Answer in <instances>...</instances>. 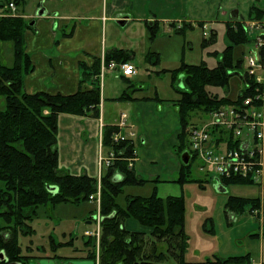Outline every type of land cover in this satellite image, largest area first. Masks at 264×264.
Segmentation results:
<instances>
[{
  "label": "trees",
  "instance_id": "16d2710c",
  "mask_svg": "<svg viewBox=\"0 0 264 264\" xmlns=\"http://www.w3.org/2000/svg\"><path fill=\"white\" fill-rule=\"evenodd\" d=\"M21 1L3 0L0 6L5 2H14L19 7ZM263 17L264 10L260 8L254 9L249 15V19L255 20ZM31 22L24 17L0 18V97L5 101V109L0 110V253H5L9 262L30 264L37 258L33 256V247L28 246L24 252L19 241L21 236L36 234L32 224L41 217V209L61 204L79 206L91 202V196L100 191V213L103 219L99 253L97 238L87 237L84 243L86 260L97 261L99 255V264H171L172 259L184 264L189 238L185 232L187 209L182 197L163 199L156 193L149 197L126 195L125 205L118 203V198L127 187L160 182L138 174L134 168L135 144L128 139L115 140V135L120 131L118 126L106 125L103 128V154L106 158L113 157V160L109 166L103 167L100 178L90 177L87 173L75 176L60 168L59 117L65 114L100 119L102 64L110 68L112 64L120 66L130 63L134 59L133 52L114 49L104 55V62L101 58L96 59L91 68L81 64L82 80L76 94H28L24 88L25 79L35 69L27 53L26 33L35 30ZM158 29L156 23H151V39L156 38ZM176 32L179 33V29ZM226 34L229 45L221 54L214 53V57L218 58L214 68L182 62L175 70L159 72L173 75V89L179 96L171 101L177 108L181 125L176 152L190 155L189 164L182 163L175 180L181 185L188 183L193 163L197 161L190 150L188 138L194 114L208 115L222 106L240 104L245 98L254 95L257 85L253 77L243 78L248 87L241 89L236 99L211 92L214 88L228 91L231 80L240 77V71L244 69L245 52L236 53V48L245 47L250 42L248 33L240 23L235 28L228 22ZM3 43L13 45L14 61L10 67L2 62ZM148 59L152 61L151 54L147 56ZM158 63L159 60L154 65ZM181 76H184V82L177 84ZM88 82L92 83V88L86 86ZM138 91L141 89H134L130 84L113 101H163L159 97H136ZM224 184L251 183L246 180H224ZM226 208L235 214L243 215L248 210L252 214L261 208V200L232 196ZM88 220L92 221L91 218ZM128 220L137 221L150 232L129 230L126 227ZM73 245V241L57 243L51 236L50 250L53 256L45 258L62 259L57 251ZM37 250L47 251V248Z\"/></svg>",
  "mask_w": 264,
  "mask_h": 264
},
{
  "label": "rangeland",
  "instance_id": "374dc122",
  "mask_svg": "<svg viewBox=\"0 0 264 264\" xmlns=\"http://www.w3.org/2000/svg\"><path fill=\"white\" fill-rule=\"evenodd\" d=\"M2 1L0 0V4ZM258 7L264 10V0H87L84 3L83 0H23L17 7L18 16L9 17H24L33 21L34 18H40L39 12L42 10L45 14L43 17L50 14L57 18L100 16L108 10L109 15L114 14L121 18L108 23L107 20H103V44L106 52L114 48L133 52V63L137 67V75L133 77L132 83L136 85V89L142 88L135 93L137 96L163 99L157 104L159 107L162 106L164 111L161 112L158 108L156 113H149L143 120L144 129L150 135L148 140L154 144V150L149 153V158L157 162L153 166L162 169L160 176L163 182L127 187L125 193L118 198V203L124 206L126 195L149 197L156 193L163 199L182 197L186 203L185 232L189 238L184 264H264V177L261 180L262 185H225L223 180L222 186L226 191L221 193L217 189L218 184L212 174L202 172L199 169V161H195L188 183L184 185L175 183L179 172L173 175L171 170L175 165L181 167L183 154L175 152L172 146L171 139L178 129V117L176 107L169 105L171 104L169 100L178 99L179 96L173 89V75L170 73L158 75L155 71L159 73L163 70H175L182 62L189 65L205 64L214 68L218 60L214 57V53L221 54L229 45L226 34L227 22L230 21L235 28L240 23L245 31L244 27L247 23L249 33L247 31L246 33L249 35L250 42L245 47L236 48V53L245 52L244 69L240 71L241 79L233 78L228 91L218 88L210 90L213 94L236 99L241 89L248 87L246 79L243 78L252 77V73L249 74L252 68L255 72L253 81H258L260 88L264 91V38L259 41V33L262 29L257 30V25L248 24V22L259 23L260 21L264 23V17L261 20L249 19L250 13ZM234 11H239L243 20L238 22L232 20L231 15ZM163 18L169 22L163 21ZM120 20H124L125 23L120 24ZM170 21L175 22L176 27ZM151 23H156L159 27L154 40L150 39ZM205 25L207 27H204ZM176 29H179V33ZM57 33L62 35L60 30H57ZM1 51L3 64L12 66L14 61L12 43L1 44ZM154 51L157 54H154ZM150 53L153 64L147 61ZM251 58L259 59L263 65L253 68ZM158 60L160 64L154 65ZM157 66H159L158 69L153 68ZM104 73L103 83L105 82L107 89L110 88L107 96L111 94L119 96L121 88L126 87L128 82L121 78L118 69H105ZM180 82H184V76L178 79L177 84ZM257 88L263 94L259 86L255 85V89ZM223 107L227 105L221 108ZM4 109L5 101L0 97V110ZM210 117L211 113L204 115L196 112L192 126L205 125ZM246 134L248 135L249 132L246 131ZM135 139L136 137L133 141ZM102 156L105 157L104 154ZM165 169L168 171L165 172ZM144 176L148 179L146 175ZM232 196L260 199L262 217L253 216L249 210L243 215L229 211L226 204ZM92 202L79 206L61 204L42 208L41 217L32 224L36 234L21 236L19 241L24 252L28 246L33 247V256L37 258L30 264H42L46 256H53L50 250L51 236L57 243L72 241L74 243V247L59 249L57 255L67 253L68 256H74L68 260L92 264V260L85 258L87 250L84 243L88 239L86 233L97 238L99 253L103 219L98 203ZM98 214L101 218L100 223L96 217ZM90 218L92 223H89ZM42 247L47 248V251L37 250ZM94 262L99 264V255ZM170 263L179 264V261L172 259Z\"/></svg>",
  "mask_w": 264,
  "mask_h": 264
},
{
  "label": "crops",
  "instance_id": "0c3cea01",
  "mask_svg": "<svg viewBox=\"0 0 264 264\" xmlns=\"http://www.w3.org/2000/svg\"><path fill=\"white\" fill-rule=\"evenodd\" d=\"M86 1L87 0H83V3ZM235 12L238 13V17L233 18L231 15V19L236 22L243 20L240 17L239 11H234L233 13ZM108 13V10H106V13L100 16H67V18H57L47 14L46 17L34 18V20H36L34 26L35 30L26 33V41L27 53L30 54L35 69L34 72L25 79L26 92L28 94L44 92L52 95L62 94L66 96L76 94L80 89L82 80L80 65L84 64L88 68H91L94 66L96 59L101 58L104 62V55L108 53L103 44V20H107L106 22L108 23L110 21L113 22L114 19H121L114 16V14L109 15ZM25 17L27 16L25 15ZM163 21L169 22V20L165 18H163ZM170 22L176 27L175 22ZM204 27L207 26L205 25ZM57 30L62 32L61 36L57 33ZM153 53L157 54L156 51ZM147 61L149 64H152V61L149 59ZM130 63L134 65L133 60ZM159 64L160 62L158 65ZM153 68L158 69L159 66ZM105 69L109 68H105L103 63V77H101V118L93 119L65 114L59 117L60 168L75 176L87 173L90 177L100 178L104 166L100 161V157L103 155V128L106 125L119 126L122 114H126L127 127L122 130V133L124 135L134 133L136 135V139L133 141L136 149V158L134 161L135 170L142 177L146 175L148 180L158 179L161 181L160 171L162 169L158 166H153L157 164V162L149 158V153L154 150V144L152 141L148 140L150 135H148V131L144 129L143 120L149 113H156L158 108H160L162 112L164 108L162 106L159 107L157 101H113V99L121 96L130 84L134 86V89L137 87L131 83L133 78L127 79L120 74L121 78L124 79L125 82H128V85L121 88V94L119 96L118 94L107 96V91L110 88L107 89L105 82L103 83L102 80L105 76ZM155 73L159 75L158 71H155ZM86 86L92 88V83L88 82ZM140 89L142 90V88ZM136 97L139 96L136 95ZM169 101L171 103L169 105L176 107L174 103L171 102L172 100ZM165 102L167 103V101ZM170 111L174 113L173 110ZM177 117L178 129H176L177 132L171 139L175 152L176 147L179 145L177 137L181 132L178 111ZM180 170L181 167L175 165L171 173H173V175L174 173L178 174ZM164 171L167 172L168 170L165 169ZM92 219H94V217H92ZM89 223H92V221ZM126 227L131 231L150 232L135 220H128ZM59 256L63 258H49L43 261L42 264H87V262L81 263L79 261L78 263L74 262V260H68L74 256H68L67 253ZM92 264L97 263L93 261Z\"/></svg>",
  "mask_w": 264,
  "mask_h": 264
},
{
  "label": "built area",
  "instance_id": "2783aa9c",
  "mask_svg": "<svg viewBox=\"0 0 264 264\" xmlns=\"http://www.w3.org/2000/svg\"><path fill=\"white\" fill-rule=\"evenodd\" d=\"M17 13L18 9L14 2L0 7V18L16 17ZM250 23L257 25V30L262 29L259 33V41L263 40L264 23L261 21L259 23L248 22ZM244 28L249 33L247 23ZM250 62L253 68L263 65L259 59L251 58ZM110 69H118L127 79H132L137 75V68L132 63L120 65L118 68L112 64ZM251 73L252 77L255 76L252 68L249 74ZM256 83L260 88L259 82L256 81ZM254 92L253 96L245 98L240 104L228 105L213 111L205 125L192 126L189 129L190 150L200 163L199 169L212 174L218 185H222L223 180H246L252 185H262L261 180L264 177V91L262 94L257 88ZM126 119L127 115L122 114L118 126L120 131L115 135L116 141L133 140L136 136L134 133L129 135L122 133V130L127 127ZM246 131L249 132L248 135ZM111 160L113 157L106 158L102 155L100 157L101 163L106 167L109 166ZM90 199L98 203L100 209L101 192L91 196ZM252 215L261 218L262 210L253 211ZM96 217L100 223V215ZM86 234L93 236L88 232Z\"/></svg>",
  "mask_w": 264,
  "mask_h": 264
},
{
  "label": "water",
  "instance_id": "95a60500",
  "mask_svg": "<svg viewBox=\"0 0 264 264\" xmlns=\"http://www.w3.org/2000/svg\"><path fill=\"white\" fill-rule=\"evenodd\" d=\"M44 15H45V14H44V10H42V11L39 12V16H40V17H43ZM232 17H233V18H237V17H238V13H237V12L232 13ZM119 23H120V24H124L125 21H124V20H120ZM35 24H36V20H33V21L31 22L30 25L33 27V26H35ZM189 161H190V155H189V153H184V154H183V163H184L185 165H188V164H189ZM217 189H218L221 193H223V192L226 191V189H225L222 185H217ZM52 190H55V188H53ZM5 259H6L5 254H4V253H1V254H0V262L4 261ZM13 264H21V263H13Z\"/></svg>",
  "mask_w": 264,
  "mask_h": 264
},
{
  "label": "flooded vegetation",
  "instance_id": "af4514ba",
  "mask_svg": "<svg viewBox=\"0 0 264 264\" xmlns=\"http://www.w3.org/2000/svg\"><path fill=\"white\" fill-rule=\"evenodd\" d=\"M1 254V253H0ZM5 254V253H4ZM6 257V255H5ZM1 264H13V263H16V262H9L8 258L6 257V259L2 262H0Z\"/></svg>",
  "mask_w": 264,
  "mask_h": 264
}]
</instances>
